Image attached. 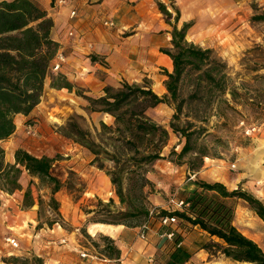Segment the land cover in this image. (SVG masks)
Returning <instances> with one entry per match:
<instances>
[{"label":"rangeland","instance_id":"obj_1","mask_svg":"<svg viewBox=\"0 0 264 264\" xmlns=\"http://www.w3.org/2000/svg\"><path fill=\"white\" fill-rule=\"evenodd\" d=\"M160 1L170 11L169 15L160 11L157 14L168 33L171 27L164 19L174 22L172 4L177 6L179 14L185 5L189 12L192 11L185 20L178 17L176 27H180L182 21H189L185 38L201 47H210L213 54L226 63L228 78L224 90L208 88L197 79V71L189 69L177 84L175 101L179 102L178 110L174 108L175 101L171 100L146 109L154 121L166 128L167 137L159 157L148 163L119 157L116 164L125 166L120 174L122 201L115 194L114 185L106 173L114 170L115 162L108 158L93 160V154L87 148L63 136L58 129L68 116L78 114V123L90 131L95 141L103 143L100 138L103 134L95 132L100 129L99 121L111 124L112 117L88 110L87 103L80 105L61 93L43 90L36 111L21 123L17 122L16 135L19 142L30 149V153L53 158L51 170L61 180L60 187L53 194L57 210L46 204L48 187L45 183L30 176L24 168L18 172L17 188L4 190L6 185L0 179V264H51L47 256L67 249L68 243L77 248L87 247L96 255L107 257L112 254L111 243L118 242L123 234L131 240H138L135 226L145 217L148 209H179L174 201L182 198L189 184L196 179L214 177L229 189L240 187L250 193L235 182L239 177L237 175H244L252 185L263 183L264 0ZM168 39L166 46L161 47H169ZM155 70L163 74L160 67ZM143 82L149 85V78L142 76L136 83ZM230 89L234 91L232 95ZM73 90L80 92L78 86H74ZM28 122L37 128L36 135L24 133L23 127ZM170 123L177 128H171ZM181 128L188 132L191 149L178 155L184 141ZM112 139L116 142L115 135ZM105 148L110 150L113 147L106 144ZM99 161L101 168L97 167ZM254 163L261 167L260 171L254 168ZM233 184L235 186L232 187ZM27 188L34 199L31 205H27L24 197ZM37 195L42 199L39 207ZM229 201L234 207V225L244 234L252 236L264 251V222L241 198ZM94 222L111 223L120 229L116 236H109L95 229L92 226ZM150 224L153 229L156 228L155 217L150 219ZM178 224L179 220L175 226ZM180 226L191 227L184 221H180ZM150 234L154 235L156 247L144 260L161 264L172 243L157 239L153 232ZM6 236L13 237L17 245L9 244ZM61 237H64V242H59ZM204 238L192 229L183 245L192 254ZM135 251L136 254L133 249L124 251L121 264L136 259L135 256L141 253L147 255L142 249L135 248ZM198 251L192 256L190 254L182 264H250L231 260L217 252Z\"/></svg>","mask_w":264,"mask_h":264},{"label":"trees","instance_id":"obj_2","mask_svg":"<svg viewBox=\"0 0 264 264\" xmlns=\"http://www.w3.org/2000/svg\"><path fill=\"white\" fill-rule=\"evenodd\" d=\"M155 2L161 13L169 15L170 11L162 1L155 0ZM171 7L174 10V22L164 19L171 27L169 47L159 48L171 60V70L163 69L165 92L158 95L145 82L139 84L126 80L118 82L117 85L104 84L103 93L98 96H90L74 90L76 94L86 99L88 110L110 115L112 123L99 121L100 129L95 134H103L100 136L103 143L95 141L90 131L78 123L76 120L78 114L68 116L58 128L63 136L87 148L93 154V160L108 158L115 162L114 170L106 173L120 201L123 200L120 174L125 166L116 164L119 157L125 156L133 160L137 159L139 163H148L159 157L160 148L167 137L166 128L154 121L146 113V109L160 102L169 103L170 100L174 102L177 97L178 81L189 69L196 70L197 79L203 81L208 88L223 91L226 86L228 78L226 63L213 54L210 47H201L185 38L190 22L182 21L180 27H176L179 11L173 4ZM52 24L51 17L32 0H0V139L13 130L14 113L26 114L39 101L46 75H49L50 86H63L68 90L72 88V84L58 72L59 69L54 71L56 73H51L53 71L50 65L59 47L50 36ZM229 93L232 95L233 89H230ZM174 108L179 109L178 101H175ZM169 125L173 129L177 128L173 123ZM180 132L184 141L177 152L178 155L191 149L188 132L182 128ZM113 135L116 142L112 139ZM106 144L112 145L113 148L108 150L105 148ZM52 160L53 158L48 155H35L21 147H16L13 150V162H5L3 148L0 146V179H3L6 185L4 190L10 191L19 186L17 175L20 169L24 168L30 176L45 183L48 187L46 204L57 210V201L53 194L60 187L61 180L51 170ZM97 167H102L101 161L97 162ZM141 178L145 180V177ZM194 183L195 187L179 198L183 202L179 209L170 212L159 210V212L174 214L179 220L177 226H180V221H184L189 226L198 227L205 238L197 248H202L209 254L217 252L231 260L264 264V251L261 247L234 225V207L229 199L244 200L263 222L264 203L249 191L240 187L229 189L219 180L196 179ZM24 197L27 205L34 202L29 188L24 191ZM41 202L42 199L37 195L38 207ZM146 213L147 211L145 215ZM104 236L111 241L108 236ZM180 237L175 228L172 240L175 241ZM171 243L172 247L161 264H182L191 252L182 242L178 246ZM110 249L112 254L109 257L117 258L119 249L113 243ZM32 258L39 260L38 257L32 256Z\"/></svg>","mask_w":264,"mask_h":264},{"label":"crops","instance_id":"obj_3","mask_svg":"<svg viewBox=\"0 0 264 264\" xmlns=\"http://www.w3.org/2000/svg\"><path fill=\"white\" fill-rule=\"evenodd\" d=\"M32 1L44 9L52 19L50 36L58 43V49H62L65 54V60L61 63L58 72L72 84L70 90L63 86H50L49 75H46L43 79L42 91L49 89L51 93H61L78 104L84 105L87 103L86 99L74 92V86H78L83 94L98 96L103 93L102 86L106 83L117 85L121 78L127 82H137L140 77L147 76L151 90L158 95L165 92L164 74L157 73L155 69L160 67V69L167 71L171 70L169 56L159 50L162 45L166 46L167 38L170 35L164 30L165 23L158 18L159 15L157 14L160 12H158L155 0H73L71 4L76 9V16L72 23L76 32L74 38H68L63 33L69 26L67 17L69 6H62L54 10L50 7L51 0ZM183 2L186 3L185 0ZM188 12L186 5L183 6L179 18L185 20L187 14H192L190 13L192 11ZM103 20L111 21L112 25L103 24ZM37 103L26 114L20 112L13 114V130L6 137L0 139V146L5 153V162L12 163L13 150L16 146H23L16 135L17 122L21 123L25 117L34 113L38 106ZM23 148L31 152L29 148L24 146ZM252 165L260 171L261 167L257 163ZM237 176L239 177L235 179V182L250 190L264 203V179L263 183L252 185L249 182L251 180H248L244 175ZM240 177L242 181L239 182ZM206 180L216 179L212 177ZM191 183L187 190L195 187V183ZM92 226L109 236H116L120 229L112 224L99 222L93 223ZM192 229H195L197 234H203L195 225L187 229L186 226L176 227L177 233L181 236L182 244ZM153 236L150 234L146 240H131L126 234H123L118 242L114 243L119 249L118 257L104 256L106 260H97L95 264H112L113 261L121 264L124 251L128 252L133 249L135 253V248L142 249L147 255L144 256L143 253L140 256L136 255L135 257L138 259L129 261V264H154L144 260L155 250ZM247 236L256 242L252 236ZM201 249L194 250L191 256L194 253H199L198 250L201 251ZM76 252L77 247L68 243L67 249L58 250L56 254L47 256V259L50 260L51 264H77L82 260Z\"/></svg>","mask_w":264,"mask_h":264},{"label":"built area","instance_id":"obj_4","mask_svg":"<svg viewBox=\"0 0 264 264\" xmlns=\"http://www.w3.org/2000/svg\"><path fill=\"white\" fill-rule=\"evenodd\" d=\"M73 0H51L50 7L54 10L58 9L62 6H69L67 10V17L69 20V26L65 30V35L67 37L74 38L76 36V32L73 26V19L76 16V9L72 6L71 2ZM103 24L112 25L111 21L103 20ZM65 60V54L62 49H58L55 54L53 61L50 65V69L52 71H56L60 68L61 63ZM23 131L26 135L34 136L37 134V128L33 123H26L23 127ZM175 205L180 207L182 205V200L177 199L174 201ZM186 204V202H184ZM167 210L168 212L172 211ZM160 213L157 209H148L145 217L135 226V235L140 240H146L151 232L155 233L157 239L162 241H171L174 246H178L181 244V240L177 239L175 241L172 240L174 232H175V223L177 222V218L172 213ZM152 217L156 218V228H152L150 224V219ZM5 240L11 244L12 246H16L17 242L13 237L6 236ZM64 237L59 238V242H64ZM77 254L79 258L82 260V264H95L97 260L104 261L106 258L100 254L96 255L89 248L80 246L77 248ZM149 256V255H148ZM1 264H10V263H1ZM80 264V263H77Z\"/></svg>","mask_w":264,"mask_h":264}]
</instances>
